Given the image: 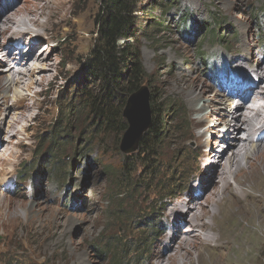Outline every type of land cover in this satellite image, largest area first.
I'll return each instance as SVG.
<instances>
[{
	"label": "rangeland",
	"instance_id": "obj_1",
	"mask_svg": "<svg viewBox=\"0 0 264 264\" xmlns=\"http://www.w3.org/2000/svg\"><path fill=\"white\" fill-rule=\"evenodd\" d=\"M102 2L0 0V14L14 4L24 11L37 9L39 15L29 14L25 21L31 29L28 34H36L31 39L38 40L37 54L48 47L46 43L52 45L47 54L54 68L49 73L57 77L54 86L49 80L36 84L31 93L24 92V101L12 102V93H0V154L5 153L0 159V264H111L118 254L125 258L122 264H169L184 253L173 249L171 255L160 258L172 247V229L184 223L177 220L178 213L187 203H205L209 208L207 200L215 188L205 173L214 176L215 170L209 169L207 148L196 143L194 134L204 133L215 123L195 127L196 120L207 119L211 113L208 108L192 113L185 81L196 77L201 88L205 86L199 106L214 102V108L226 106L228 112H236L232 99L224 101L227 105L215 102L217 91L210 83L212 70L206 61L246 65L250 55L252 65L264 61V0H137L136 35L127 42L140 48L150 104H161L153 113L162 117V129H167L154 144L155 155L147 151L153 144L139 147L134 154L123 153L126 131L103 132L79 105L85 86L100 90L91 80L87 60L95 48ZM153 2L155 8L150 5ZM35 19L38 24L33 26L30 21ZM215 22L220 24L217 28ZM210 25L212 33L207 32ZM13 28L0 38V48L19 33L27 35L26 28ZM119 43L126 44L123 39ZM262 85L260 80L253 91ZM1 86L2 82L0 90ZM15 103L20 108L14 109ZM262 115L259 121L264 120ZM16 117L23 119L11 134L9 121ZM221 127L225 129L224 124ZM61 128L63 136L58 137ZM229 130L234 139L233 127ZM214 135L207 133L204 140L217 149L216 140L221 137ZM239 135L245 138L243 132ZM127 156L131 170L121 178ZM146 161L151 164L147 166ZM21 167L27 172L23 180L30 179H18ZM32 178L30 193L27 185ZM246 180L256 184L255 190ZM231 181L216 220L219 243L203 242L204 234L213 233L209 229L193 233L189 239L199 246L192 251V262L185 264H264V175H241L244 186ZM128 182L140 184L133 197L126 189ZM199 191L198 201L187 202ZM234 191L247 197H237ZM190 222L180 227L181 233L186 235L197 226ZM202 222L211 223L210 217Z\"/></svg>",
	"mask_w": 264,
	"mask_h": 264
},
{
	"label": "bare ground",
	"instance_id": "obj_2",
	"mask_svg": "<svg viewBox=\"0 0 264 264\" xmlns=\"http://www.w3.org/2000/svg\"><path fill=\"white\" fill-rule=\"evenodd\" d=\"M8 6L7 11L4 14H0V38L6 32L14 29V26H19L27 29L28 40H31V43L29 45L30 51L28 53H25L23 50H21L23 49L21 46H16V48H14L12 41H9L8 44L5 43V45L1 47L3 49L4 47H7L9 51L8 56L10 58H8V56H3L6 57V60H2V62H4L2 63V66L6 67L7 71L4 72L1 70V72H3L4 74L0 78V82H2L0 93L1 96L4 94L8 95L9 93H12V102H17L20 100L24 101L27 97V95H24V92L26 94L31 93L32 91H34V86L36 84L43 85V83H45L46 81L51 80L49 81V83L50 85L54 86L57 77L52 76L49 73L54 67L53 65H51L52 59L50 54L45 53L46 51H49L51 49L47 47L42 50L43 52L37 54L36 49L37 45L39 44L38 40L35 39L34 41L33 39H31L35 37L36 34H28V32H31V29L28 28L29 26L26 25L27 23L25 21L27 20V17H29V14L32 16H38L39 14L37 12V9L24 11L25 8L23 10L15 8L16 4L9 7ZM54 15L57 14L54 13L53 16ZM32 23H35L33 26L37 25L38 19L30 21V24ZM43 27L47 29L48 24H44ZM25 33L26 32L19 33V38L23 40L27 39V35H25ZM26 45L28 46L27 43H23L22 46ZM16 50L21 52L20 57L16 56L17 52L14 53V51ZM248 59L249 63H247L248 65L246 64V66L258 76V83H260V80L264 82V61L258 60V63L252 65L251 61L253 59V55H250ZM16 69H18V71H16L15 73L11 72ZM37 75H39L40 77L37 78ZM185 83L187 85L188 98L190 100V103H192V113H201L207 108L211 113H209L210 115L207 119L196 120V122H194L195 127L206 126L208 122L215 123L212 128L209 127L204 133L200 132V134H197V136L194 134L196 143H198L203 148H207L206 161L210 163L209 169L215 170L214 176H210L209 173H205L208 182H210L211 186L215 188V192L212 193L211 197L207 200L209 208H206L205 203H198L197 205H189L187 203L184 206L183 212L180 211L178 213V221L180 220L181 222L190 225V221L193 220L196 222L194 223V225L197 226L195 229H190L188 234L185 235L180 232V227H182L184 223L177 222L178 227L172 230V237L170 241V243H172V247L170 250L162 253L160 258L167 257L171 251L173 252V249H175V253H177L178 249L180 251H183L184 253L182 255H178V258H176L175 261H172V263L169 264H174L177 262L179 264H185L188 262V260L190 261L192 251L194 249H198L199 246L198 242L189 239L193 236V233L199 234L200 231L204 232V229H209L213 233L204 234L205 238L203 239V242L209 245H216L219 243L220 237H218L215 233L216 220L221 214V208L224 202V198H222V196L227 190H230V188H232L231 179L236 182L237 186H244L245 183L240 181L241 175H264V140H257L255 142L257 134H255V132H250L253 128L258 129L261 127V124H264V120L259 121L258 118L261 117L264 111V85H262L263 87H261L258 91H246L240 98L241 101L237 105L238 109L236 110V112L231 113L225 109L226 106H218L217 108H214V102L199 106L197 102L203 99V96L206 92L205 86L201 88V84L198 83V78L196 77L191 80H186ZM246 96L248 97L245 99ZM218 98H220L219 94L216 95L215 102H220L223 105H227V103H225L224 101H228L229 99H231L229 95H226L224 98ZM232 104H234L232 106L233 108L235 106V102L233 100ZM12 107L14 109L20 108L16 103ZM12 107H10L9 111H13ZM216 112L217 114H219V118H216ZM227 113L228 116L232 115L231 120L230 117L229 119H227ZM22 119L23 117L17 119L12 118V121H9L8 131H10L11 134L14 133V131L18 130L17 126L18 124H20ZM25 121L27 120L25 119ZM222 124H224L225 129L221 127ZM2 125L3 121L0 122V129H2ZM231 127H233L234 129V139H231V137L229 136V134H231L229 128ZM260 130H258V132ZM221 132H224V134L221 135ZM242 132L246 134L245 138L240 137L239 134H241ZM207 133H212L215 134L214 136L219 135L221 137L217 138L216 140L220 147H217V149H215L216 147H213L212 144L204 140ZM10 139H12V137H10ZM227 143L229 145L227 147L224 146V144ZM229 150L230 154H228L227 152ZM1 151L2 149L0 150V152ZM4 156L5 153L0 154V159L2 160ZM260 168H262V170H260ZM215 178H218V181L215 182ZM246 182L247 186L250 189L255 190L254 188L256 187V184L254 182H251L249 180H246ZM233 193L237 197H247V194L244 192L237 193L236 191H234ZM186 208L188 210L185 211ZM207 216L210 217L211 223L202 222L203 218ZM171 258L172 257H169V259ZM161 264L165 263L161 262Z\"/></svg>",
	"mask_w": 264,
	"mask_h": 264
},
{
	"label": "trees",
	"instance_id": "obj_3",
	"mask_svg": "<svg viewBox=\"0 0 264 264\" xmlns=\"http://www.w3.org/2000/svg\"><path fill=\"white\" fill-rule=\"evenodd\" d=\"M136 2L137 0H103L104 12L96 18L99 31L97 32L94 51L87 60V66L91 72V80L95 85H99L100 90L94 92L88 86H85L81 91L82 95L79 105L84 108L83 110L90 115L89 117L93 121H98L97 125H101L103 132H107V130L126 131L128 129L129 126L123 118L127 101L125 96L129 97L136 93L140 87L145 85L144 83L148 76L142 63L140 48L127 42L136 35L134 34L137 19L135 16ZM150 5L155 8L157 4L153 2ZM154 8L150 10H154ZM186 19L187 17H184L185 21ZM219 25L216 23L215 27L217 28ZM211 27L213 26L210 25L207 28V32L212 33ZM142 32L146 31L142 30ZM122 39L126 44L120 45L119 41ZM160 106L161 104L157 101L152 103V112H154L156 107ZM152 124V128L139 142L142 149H144V146L148 147L156 144L158 137L167 131V129H162L164 124L162 117L158 113H153ZM62 130L63 128L57 132L58 137L63 136L61 135L63 134ZM155 147L157 146L154 145L151 150L148 148L147 151L154 154L155 151L153 149ZM150 153L148 157H151ZM125 159L126 162H124L121 178L126 174L127 170H131V164L127 162L131 160V157L127 156ZM63 164L66 163L63 162ZM145 164L148 166L151 163L146 161ZM56 169L57 166L54 171ZM24 173L26 174L27 172ZM127 185L126 189L131 192L130 196L132 195L133 197L134 190H137L140 184L137 186L133 182H128ZM119 258L120 254L115 256L111 264H122L125 258L122 257L120 260Z\"/></svg>",
	"mask_w": 264,
	"mask_h": 264
},
{
	"label": "water",
	"instance_id": "obj_4",
	"mask_svg": "<svg viewBox=\"0 0 264 264\" xmlns=\"http://www.w3.org/2000/svg\"><path fill=\"white\" fill-rule=\"evenodd\" d=\"M150 90L144 85L130 95L126 101L123 118L129 124L122 141L121 150L125 154H134L140 147L139 142L152 128L153 112L150 104Z\"/></svg>",
	"mask_w": 264,
	"mask_h": 264
}]
</instances>
